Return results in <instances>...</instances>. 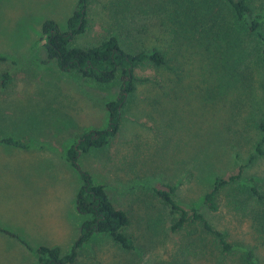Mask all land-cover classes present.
Here are the masks:
<instances>
[{"label":"rangeland","instance_id":"374dc122","mask_svg":"<svg viewBox=\"0 0 264 264\" xmlns=\"http://www.w3.org/2000/svg\"><path fill=\"white\" fill-rule=\"evenodd\" d=\"M77 2L0 0V57L5 59L0 61V264H38L40 247L57 248L60 257L70 254L85 220L75 209L82 179L66 151L83 132L105 128V104L118 90L58 70L47 62L39 41L46 20L66 31ZM170 5V0H89L88 27L73 41L90 46L117 35L128 50H164L175 66L174 72L150 67L138 71L159 86H140L124 107L117 134L77 162L94 184L104 187L111 202L129 214L127 233L142 247L140 258L97 234L81 247L73 264H146L155 257L166 261L181 240L170 232L168 211L154 189L174 185L180 205L198 207L216 176L236 172L232 148L214 142L226 127L221 124L228 109L219 107L218 89L205 81L211 78V64L199 48L197 31L188 26V33L181 29L174 34L179 27L174 29L166 18ZM212 51L211 58L218 56ZM235 55H219L220 61ZM216 65L222 68L219 61ZM214 80L218 84L217 74ZM220 89L229 93L224 102L236 104L239 111L233 93ZM213 95L217 99L210 100ZM235 151L246 158L243 146ZM247 174L264 180V158ZM210 217L227 231L229 241L251 247L257 264H264V245L254 239L248 219L225 209Z\"/></svg>","mask_w":264,"mask_h":264},{"label":"trees","instance_id":"16d2710c","mask_svg":"<svg viewBox=\"0 0 264 264\" xmlns=\"http://www.w3.org/2000/svg\"><path fill=\"white\" fill-rule=\"evenodd\" d=\"M170 2L166 18L173 23L174 29L179 27L174 34L181 29V33H188V26L197 31L195 35L199 36V48H204L202 54L211 64V78H205V81L209 82L207 84L212 90L218 89V98L222 100L219 107L228 109L221 124L226 127L220 129L214 142L228 144L238 164L236 172L213 179L198 207L184 208L180 205L174 199V185L165 184L154 189L155 196L168 211L169 230L180 236L181 245L166 261L155 257L146 264H192L191 260L207 264H257L254 250L229 241L227 231L218 228L210 216L225 209L239 219H248L256 235L254 239L264 245V191L261 190L264 180L247 174L257 159L264 158V0L258 3L256 0H197L196 5L194 0ZM174 4L176 6L172 7ZM88 5L89 0H78L76 9L67 20L66 31H61L52 20L44 21L39 37L41 47L47 62L53 63L58 70L74 73L104 87H117L118 91L105 104V128L83 132L66 151L67 161L79 171L82 179L75 199L77 213L85 217L79 236L66 256L60 257L57 248H38V264H73L81 247L97 234L106 236L124 251H135L139 258L142 254L138 251L142 247H137L133 237L127 233L132 222L129 214L118 209L104 187L94 184L77 162L83 153L104 147L117 134L124 107L140 86H159L160 82L156 79L139 76L138 71L150 67L155 71L167 69L174 72V61L164 50L156 47L139 46L128 50L117 35L96 45H74V39L88 27ZM212 49L218 56H209ZM227 52H235L236 55L220 61L219 55L226 57ZM0 61L5 59L0 57ZM216 61L222 68L216 65ZM214 74H217L218 84ZM168 83L171 84L169 87H173V82ZM232 86L237 87L233 89ZM222 87L233 93L240 105L239 111L236 104L224 102L229 93L221 91ZM215 97L209 98L214 100ZM247 99L251 103L248 104ZM3 141L20 146L12 139ZM240 146L246 150L244 159L239 151H235V147Z\"/></svg>","mask_w":264,"mask_h":264}]
</instances>
